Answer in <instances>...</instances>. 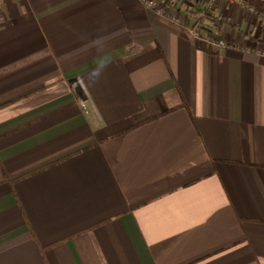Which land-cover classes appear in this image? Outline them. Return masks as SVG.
Masks as SVG:
<instances>
[{"label": "crops", "instance_id": "0c3cea01", "mask_svg": "<svg viewBox=\"0 0 264 264\" xmlns=\"http://www.w3.org/2000/svg\"><path fill=\"white\" fill-rule=\"evenodd\" d=\"M158 1L0 0V264H264V15Z\"/></svg>", "mask_w": 264, "mask_h": 264}, {"label": "built area", "instance_id": "2783aa9c", "mask_svg": "<svg viewBox=\"0 0 264 264\" xmlns=\"http://www.w3.org/2000/svg\"><path fill=\"white\" fill-rule=\"evenodd\" d=\"M141 1L144 3V5L147 8L153 9L157 15L167 17L175 24H182L181 17L179 16V11L176 9L172 10V6L169 3L158 0H141ZM207 1H208V8L213 6L215 2L224 1L225 3H230L237 7L246 8L255 15L258 16L260 15V12L255 8V6L251 5L250 3L251 0H207ZM258 1L264 2V0H258ZM193 26L194 27H192L191 30L196 36V38L198 40H204V36L200 32L201 23L196 22ZM209 43L211 46L217 48H227V47H232L234 45L232 42H228L227 40L224 39H219V37L209 40ZM82 105L84 108L86 107L84 102H82Z\"/></svg>", "mask_w": 264, "mask_h": 264}, {"label": "trees", "instance_id": "16d2710c", "mask_svg": "<svg viewBox=\"0 0 264 264\" xmlns=\"http://www.w3.org/2000/svg\"><path fill=\"white\" fill-rule=\"evenodd\" d=\"M252 3L256 6L258 11L264 15V2L254 0V1H252ZM198 45L203 46L201 41H198Z\"/></svg>", "mask_w": 264, "mask_h": 264}, {"label": "rangeland", "instance_id": "374dc122", "mask_svg": "<svg viewBox=\"0 0 264 264\" xmlns=\"http://www.w3.org/2000/svg\"><path fill=\"white\" fill-rule=\"evenodd\" d=\"M219 39H224V40H226L225 37H221V38H219Z\"/></svg>", "mask_w": 264, "mask_h": 264}]
</instances>
